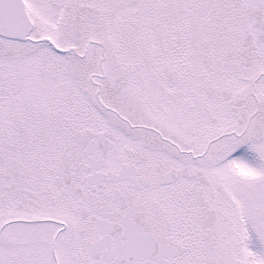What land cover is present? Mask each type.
<instances>
[{
    "label": "snow or ice",
    "instance_id": "1",
    "mask_svg": "<svg viewBox=\"0 0 264 264\" xmlns=\"http://www.w3.org/2000/svg\"><path fill=\"white\" fill-rule=\"evenodd\" d=\"M0 264H264V0H0Z\"/></svg>",
    "mask_w": 264,
    "mask_h": 264
}]
</instances>
